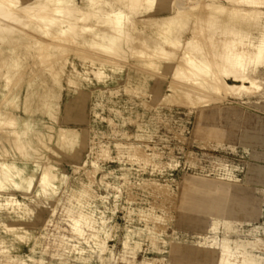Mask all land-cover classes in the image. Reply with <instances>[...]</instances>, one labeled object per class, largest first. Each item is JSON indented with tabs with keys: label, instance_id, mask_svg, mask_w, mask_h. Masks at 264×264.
<instances>
[{
	"label": "rangeland",
	"instance_id": "374dc122",
	"mask_svg": "<svg viewBox=\"0 0 264 264\" xmlns=\"http://www.w3.org/2000/svg\"><path fill=\"white\" fill-rule=\"evenodd\" d=\"M75 45L57 121L85 143L49 153L61 178L49 195L0 194L22 203L0 207V264H218L225 240L233 260L245 244L264 264V60L259 87L195 107L163 101L177 60L150 71L129 55L99 80L103 57Z\"/></svg>",
	"mask_w": 264,
	"mask_h": 264
},
{
	"label": "bare ground",
	"instance_id": "6f19581e",
	"mask_svg": "<svg viewBox=\"0 0 264 264\" xmlns=\"http://www.w3.org/2000/svg\"><path fill=\"white\" fill-rule=\"evenodd\" d=\"M75 44L79 54L88 48L86 60L103 57L99 72L90 71L99 80L105 67L129 55L150 71L177 60L163 101L206 106L257 86L250 71L264 60V0H0V194L28 195L38 185L49 195L61 179L49 153L73 155L84 145V129L57 121ZM224 200L219 212L230 211L228 194ZM4 205L22 203L11 196ZM223 246L218 264H262L245 244L241 260L231 258L230 241Z\"/></svg>",
	"mask_w": 264,
	"mask_h": 264
}]
</instances>
